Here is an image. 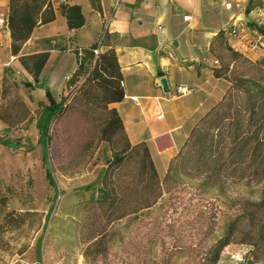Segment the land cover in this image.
Instances as JSON below:
<instances>
[{"label":"trees","instance_id":"1","mask_svg":"<svg viewBox=\"0 0 264 264\" xmlns=\"http://www.w3.org/2000/svg\"><path fill=\"white\" fill-rule=\"evenodd\" d=\"M90 2L94 9H100L99 0ZM252 7L249 4L247 10ZM58 9L69 29L84 24L79 5L60 2ZM54 17L53 0H8L4 22L11 52L17 54L33 29ZM255 27L264 34L263 28ZM97 47L95 43L81 49L77 65L67 78V88L74 86L71 91L56 100L45 89L48 104L39 103L41 109L35 119L45 163L58 125L73 114L82 119L90 135L96 136L84 143V149L94 150L101 141L111 149L96 179L74 193L75 213L87 216L90 237L96 244H102L114 221L152 207L166 190L178 184L181 175L202 178L207 186L247 180L261 183L264 188V56L253 60L229 46L222 31L216 34L210 44L219 62L213 67V74L226 79L229 86L220 100L195 122L160 178L146 144L129 143L120 116L114 107H109L123 98L122 74L115 51L94 52ZM46 57L45 53L21 55L19 62L36 80ZM0 120L8 128L32 120L10 73L3 76ZM0 144L20 147L18 141L4 137ZM45 178L56 187L48 165ZM4 203L1 197L0 206ZM236 207L221 236L201 251L199 264H218L223 249L231 243L249 247L244 264H260L264 260V195L257 200H239Z\"/></svg>","mask_w":264,"mask_h":264},{"label":"crops","instance_id":"2","mask_svg":"<svg viewBox=\"0 0 264 264\" xmlns=\"http://www.w3.org/2000/svg\"><path fill=\"white\" fill-rule=\"evenodd\" d=\"M60 2L79 5L84 24L69 29L58 9ZM227 3L231 7H225ZM249 4L253 7L247 10ZM99 5L100 9H94L90 0H53L54 19L37 25L13 54L4 24L8 0H0V104L5 73L22 76L18 84L23 99L40 111L39 103L48 104L45 89L56 100L65 94L81 49L95 43L101 51L113 49L122 74L123 98L109 107L120 116L129 143L144 142L159 176L164 175L195 122L229 86L226 79L213 74L216 57L210 44L216 34L222 31L229 46L253 60L264 56V34L258 32L261 37L257 39L254 19V9H264V0H99ZM234 24L239 33L225 35L223 30ZM35 53L47 57L33 80L19 56ZM161 78L166 80V89ZM177 87L188 91L179 94ZM36 117L23 128L28 125L37 130ZM10 129L0 120V138ZM221 256L228 260L225 251ZM18 258L12 264L38 263L29 251Z\"/></svg>","mask_w":264,"mask_h":264},{"label":"rangeland","instance_id":"3","mask_svg":"<svg viewBox=\"0 0 264 264\" xmlns=\"http://www.w3.org/2000/svg\"><path fill=\"white\" fill-rule=\"evenodd\" d=\"M11 77L17 83L22 79L20 74ZM18 92L22 96L19 84ZM28 108L35 118L39 107ZM78 118L73 114L58 125L46 163L37 130L27 125L2 132L20 147L0 145V198L5 199L0 206V264L18 263L26 251L37 264H199L201 251L221 236L238 201L264 195L263 185L254 181L207 186L202 178L181 175L152 207L114 221L102 244H96L87 216L75 213L74 193L96 179L111 149L103 141L94 150L84 149L96 136ZM46 165L55 188L46 181ZM240 244H229L225 255ZM220 258L218 264H235Z\"/></svg>","mask_w":264,"mask_h":264},{"label":"built area","instance_id":"4","mask_svg":"<svg viewBox=\"0 0 264 264\" xmlns=\"http://www.w3.org/2000/svg\"><path fill=\"white\" fill-rule=\"evenodd\" d=\"M225 7L229 8L231 7L230 3H227L225 5ZM187 15H184L182 18L183 20H187ZM254 19L256 22L257 27H261L264 29V9L262 7H256L254 9ZM5 24V22H4ZM224 34L227 36H232L235 34H238V27L236 26V24L227 27L223 30ZM255 35L257 36V39H260V35L258 33V31H256ZM99 49V46L97 48L94 49V52H97V50ZM218 60L216 58L213 59V64H218ZM177 93L179 94H184L188 91V89L186 87H177ZM248 251H249V247L247 245L244 244H240L238 246V248L228 252V258L230 259V261H232L235 264H244L246 262V257L248 255Z\"/></svg>","mask_w":264,"mask_h":264},{"label":"water","instance_id":"5","mask_svg":"<svg viewBox=\"0 0 264 264\" xmlns=\"http://www.w3.org/2000/svg\"><path fill=\"white\" fill-rule=\"evenodd\" d=\"M160 84H161V86H162L163 89H166L167 88L166 80L164 78H161L160 79Z\"/></svg>","mask_w":264,"mask_h":264}]
</instances>
